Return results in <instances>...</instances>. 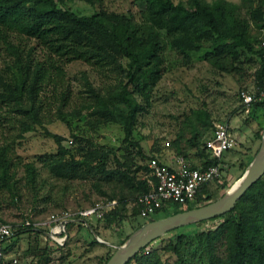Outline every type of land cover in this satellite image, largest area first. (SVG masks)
Instances as JSON below:
<instances>
[{"label": "trees", "instance_id": "1", "mask_svg": "<svg viewBox=\"0 0 264 264\" xmlns=\"http://www.w3.org/2000/svg\"><path fill=\"white\" fill-rule=\"evenodd\" d=\"M64 1L0 0V126L9 127L6 135L2 132L3 142L0 143V187L10 190L13 197L18 196V190L14 173L10 171V146L15 140L22 138L25 132L35 130L37 126H42L58 144L57 154L46 159V165L54 173L73 177L71 172L87 166L79 174L80 177H94L100 172L102 180L117 178L123 183L120 185L121 192L126 190V184L137 189L134 197L152 188L146 175L138 178L120 168H107L104 162L92 164L91 161L98 157L104 161L105 154H100L97 149L88 150V157L76 159L61 143V136L45 127V115L54 103H57L58 118L66 121L67 113L63 110L71 98V84L66 79V66L72 61L87 63L105 78L118 80L126 77V81L118 82L109 95L105 93L110 84L95 86L85 78L86 95L82 96L79 107H73L71 112L77 115L84 109L97 107L106 120L117 121L122 125L127 140L132 135L137 113L144 109V102L149 103L151 89L161 78L163 51L167 44L185 54L199 50L205 43H209L215 53H226L234 59L240 56L238 48L244 47L257 57L254 70L257 75L256 90L264 88V56L259 46L264 35L248 33L246 20L240 15L241 4L228 0H187L186 3L183 0H134L141 5L139 18H136L132 13L103 8V0H85L91 5H100L98 10L90 14L75 13L63 6ZM248 1L250 5L246 9L247 13L261 27L264 26V0H244V3ZM123 57L127 58L126 63L121 62ZM256 103L259 108L264 107V100L254 101L251 106ZM209 124L213 130L215 122L212 120ZM197 137L194 136V143L190 144L199 148L202 165L205 167L213 163L221 164L220 159L209 157L205 148L201 147V140L197 143ZM168 141V146L174 153L188 156L179 148V138ZM172 143L178 146L177 149ZM160 153L158 147L155 153L143 156L146 160L151 156H159ZM248 165L249 162L244 165L239 177ZM25 167L28 181L35 189L36 168L32 163H27ZM142 169L148 172L146 161L135 167V171ZM206 187L207 185H203L198 190L197 206L211 200L210 196L200 199ZM98 191L107 198L119 197L106 195V190L100 185ZM119 198L120 203L104 216L95 217L94 222L86 220L92 230L80 220L67 222V232L75 224L78 228L85 227L98 234L95 225L97 221L114 224V217H117L115 215L121 208H126L129 202L126 198ZM192 207L195 204L181 206L173 203L158 211H164L165 217ZM110 213H114V216ZM212 218H222L223 222L197 233L202 239V246H210L211 238L215 239L224 227H228V255L223 264H264V174L241 195L230 211ZM206 220L208 219L198 222ZM0 221L5 220L0 218ZM141 225L142 223L137 228ZM44 231L21 229L6 244L3 252L11 251L23 235L35 238L41 236L49 244L50 240ZM184 238V234L180 235L178 243L170 244L168 248L179 253L178 245ZM96 244L99 241L93 238L90 245ZM156 248L151 241L126 264L132 260L138 264H166ZM112 253L113 249L109 247L98 263L105 264ZM180 259L183 260L182 257Z\"/></svg>", "mask_w": 264, "mask_h": 264}, {"label": "rangeland", "instance_id": "2", "mask_svg": "<svg viewBox=\"0 0 264 264\" xmlns=\"http://www.w3.org/2000/svg\"><path fill=\"white\" fill-rule=\"evenodd\" d=\"M228 1L241 4L240 15L246 20L245 26L249 34L264 35V26L261 27L246 11L249 1L246 4L244 0ZM62 4L77 14H90L100 8L99 4L91 5L85 0H65ZM102 7L132 13L136 18H139L141 10V5L134 0H103ZM238 50L240 56L234 59L226 53H215L209 43H205L199 50L185 54L167 44L163 51L161 78L151 89L149 103L144 102V109L137 113L136 123L128 140L122 125L117 121L106 120L97 107L84 109L77 115L71 112L73 107H79L82 96L86 95L85 78L95 86L110 84L105 93L109 95L118 82L126 81V77L118 80L105 78L87 63L72 61L66 66V79L71 84L70 103L63 110L67 113L66 121L58 118L57 103H54L45 115V127L61 136V143L76 159L88 157V150L97 149L100 154H105L104 161L98 157L91 161L92 164L104 162L107 168H120L139 178L147 174L143 169L135 171L138 164L146 161L143 154H153L158 147L160 152L163 147L165 150H173L165 145V141L179 138L178 145L182 152L195 158L199 148L190 144L194 136H198L199 143L212 130V125L209 124L212 120H228L231 124L230 134L236 145L224 151L221 156L222 182L213 180L206 184L207 189L200 198L210 196L211 200H215L235 183L244 165L250 163L261 145L264 133V107L259 108L257 103L253 104L247 113L239 97L241 90L256 89L257 75L254 70L257 57L244 47H239ZM120 60L127 62L126 57ZM136 96L142 101L140 96ZM8 128L0 126V143L3 142L2 132L6 135ZM173 147L177 149L178 146L173 144ZM57 152V142L42 126L25 132L22 138L11 144L8 155L10 171L14 173L18 196L13 197L10 190L0 187V218L20 222L31 215L46 216L61 210L76 211L105 197L98 191L99 185L106 190V195L113 194L129 201L134 200L137 189L126 184V190L121 192L120 185L123 183L117 178L102 180L100 172L94 177H80L79 174L87 166H83L84 170L76 169L71 172L73 177L54 173L46 165V159ZM68 156L69 153L66 154ZM27 163H32L37 171L35 189L27 178ZM197 203L198 200L195 206ZM165 214L164 211H158L149 218H143L138 215L135 206L128 205L115 215L117 217H114V224L109 225L103 220L95 223L99 237L110 244L99 241L87 228H78L73 224L63 244H57L52 239H49L48 244L41 236L35 238L23 235L7 253L16 254L21 264H99L109 247L114 252L113 245L121 244L139 224L164 217ZM110 215L114 216V213ZM222 222V218H209L204 222L189 223L152 240L153 245L157 246V252L166 264H182L181 261L184 264H223L228 255V227H224L215 239L211 238L210 246H202V239L197 235L200 230L214 228ZM182 234L186 238L178 245L179 253H175L168 245L177 244ZM93 238L99 244L90 245ZM129 264L138 263L132 260Z\"/></svg>", "mask_w": 264, "mask_h": 264}, {"label": "built area", "instance_id": "3", "mask_svg": "<svg viewBox=\"0 0 264 264\" xmlns=\"http://www.w3.org/2000/svg\"><path fill=\"white\" fill-rule=\"evenodd\" d=\"M259 46L264 56V38L260 40ZM241 104L245 111H250L254 101L264 98L262 90H241L239 94ZM169 145V141H165ZM236 141L230 134L228 120L215 122L213 130L202 137L201 147L205 148L211 158L221 159L224 151L233 148ZM174 165L164 161L160 156L155 155L146 159L148 172L146 180L152 188L129 201L128 205L135 206L138 215L149 218L163 206H170L173 203L185 206L194 205L197 200L198 190L209 182L215 180L222 182L220 163H213L203 166L202 163H193L183 154L174 155ZM120 198L102 197L91 204L76 211L61 210L51 212L46 216H27L20 222L0 221V264H19L15 254L3 252L4 244L14 238L21 229H43L49 239L57 244H63L68 236L66 224L69 221H80L86 223L93 217L104 216L106 212L114 209L120 202Z\"/></svg>", "mask_w": 264, "mask_h": 264}, {"label": "water", "instance_id": "4", "mask_svg": "<svg viewBox=\"0 0 264 264\" xmlns=\"http://www.w3.org/2000/svg\"><path fill=\"white\" fill-rule=\"evenodd\" d=\"M263 174L264 133L262 135L261 145L246 170L222 196L202 205L144 222L121 244L113 245L115 250L105 264H126L145 245L162 234L177 227L203 219H209L230 211L241 195ZM86 225L92 230L90 223L86 222ZM92 232L99 241L110 244L101 239L94 231Z\"/></svg>", "mask_w": 264, "mask_h": 264}, {"label": "crops", "instance_id": "5", "mask_svg": "<svg viewBox=\"0 0 264 264\" xmlns=\"http://www.w3.org/2000/svg\"><path fill=\"white\" fill-rule=\"evenodd\" d=\"M230 128H231V124H230ZM231 132V131H230ZM174 150H165V148L163 147V151L159 154L160 158H162L164 161L168 162L171 165H174ZM193 163L199 164L201 163L202 159L201 157L198 156L193 158L190 156H187ZM95 217H93L92 219H94ZM95 220H93L92 222H94ZM89 228V227H88ZM90 229V228H89ZM91 230V229H90ZM90 244V242H89Z\"/></svg>", "mask_w": 264, "mask_h": 264}]
</instances>
